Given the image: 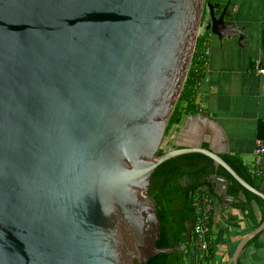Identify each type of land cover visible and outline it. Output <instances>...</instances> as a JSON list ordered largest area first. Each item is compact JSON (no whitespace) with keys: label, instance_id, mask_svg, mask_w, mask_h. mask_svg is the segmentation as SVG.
Wrapping results in <instances>:
<instances>
[{"label":"water","instance_id":"water-1","mask_svg":"<svg viewBox=\"0 0 264 264\" xmlns=\"http://www.w3.org/2000/svg\"><path fill=\"white\" fill-rule=\"evenodd\" d=\"M228 7L0 0V264H143L181 248L157 246L149 189L160 164L186 153L209 156L264 199V182L254 187L205 147L206 133H188L184 122L165 140L201 29L244 37ZM196 117L208 118L187 119ZM229 187L208 175L199 197L213 189L222 214ZM263 231L264 220L224 264H239Z\"/></svg>","mask_w":264,"mask_h":264},{"label":"crops","instance_id":"crops-1","mask_svg":"<svg viewBox=\"0 0 264 264\" xmlns=\"http://www.w3.org/2000/svg\"><path fill=\"white\" fill-rule=\"evenodd\" d=\"M214 2H219L222 7L229 4L226 19L244 28V37L240 39L238 33L219 37L207 30L211 53L197 91L196 103L200 111L187 113L179 126L186 122L188 133H206L204 144L222 154L241 156L253 170L257 140L262 139L264 143V134L260 131V124L264 123V75L257 73V65L264 64V0ZM199 112L208 118L187 119ZM171 139L170 132L166 141ZM260 168L264 172V155ZM224 198L230 205L222 214L217 211V206L214 210L211 238L216 249L210 264H224L230 260L243 236L256 226L247 206L236 207L232 195ZM240 199L245 198L241 195ZM253 207L255 218L260 221L261 208L255 202ZM207 255L208 250L200 248L188 264H201ZM239 264H264V231L247 245Z\"/></svg>","mask_w":264,"mask_h":264},{"label":"trees","instance_id":"trees-1","mask_svg":"<svg viewBox=\"0 0 264 264\" xmlns=\"http://www.w3.org/2000/svg\"><path fill=\"white\" fill-rule=\"evenodd\" d=\"M200 45L201 39L199 38L188 78L176 109L170 118L167 131L174 127L178 128L187 113L200 111L196 103V97L205 75V73L201 75L195 73V60L197 52L201 48ZM260 127L261 134H264V123H261ZM204 146L207 147L208 145L204 144ZM162 152L163 150L159 154ZM222 156L251 185L258 189L261 187L264 181V172L261 168L258 171L252 170L244 159L236 154L224 153ZM208 175L224 177L230 182L228 193L235 197L236 202L234 205L236 207L247 206L249 216L254 219L256 226L264 220V199L245 188L223 166L217 167L214 160L203 153L192 152L176 156L157 167L151 179L149 190L157 205L161 221V237L157 241V246L172 248L178 245L181 248L170 253L162 252L151 257L147 263L143 264H188V260L199 251L200 246L196 234L188 235V230L189 223L195 222L199 218L202 209L200 201L209 198L212 201L214 200V205H216L217 194L213 189L199 197L198 191L205 184ZM191 192L194 193L193 198L190 197ZM241 195L245 199H240ZM254 202L261 208L262 218L260 221L256 220L254 215ZM213 226L214 211L210 216L211 230L209 232L208 255L206 261L201 264H210L214 258L216 247L211 238ZM259 235L253 238L249 244L254 242ZM136 264L142 263L136 261Z\"/></svg>","mask_w":264,"mask_h":264},{"label":"built area","instance_id":"built-area-1","mask_svg":"<svg viewBox=\"0 0 264 264\" xmlns=\"http://www.w3.org/2000/svg\"><path fill=\"white\" fill-rule=\"evenodd\" d=\"M199 38L201 39V45H200L201 48L199 49V52H197V57L195 60V73L197 75H201L202 73L206 72L209 66V58L211 53L210 36H208L207 31L205 30L204 32H202L201 29ZM196 51H197V47H196ZM257 73L264 75V64L257 65ZM201 84L202 83H200V85ZM263 155H264V143L262 139H258L257 147H256V159L253 169L254 171H258L260 169V165L263 160ZM200 203H202L201 205L202 209L200 210L198 220L195 221L193 233L196 234L197 236V240L200 248L204 250H208V246L210 243L209 232L211 230L210 216L212 212L215 210L216 205H214V200L212 201L209 198L200 201Z\"/></svg>","mask_w":264,"mask_h":264},{"label":"rangeland","instance_id":"rangeland-1","mask_svg":"<svg viewBox=\"0 0 264 264\" xmlns=\"http://www.w3.org/2000/svg\"><path fill=\"white\" fill-rule=\"evenodd\" d=\"M205 30H204V28H202V32H204ZM172 130V129H171ZM171 130H169V131H167V134H166V138H165V140L166 139H168V137H169V135H170V132H171ZM166 142V141H165ZM164 142V143H165ZM166 147H165V145H163V147H162V149L161 150H164Z\"/></svg>","mask_w":264,"mask_h":264}]
</instances>
